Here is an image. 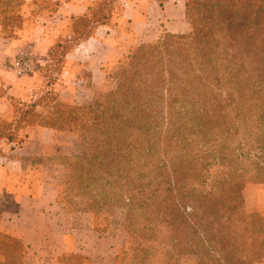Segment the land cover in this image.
<instances>
[{
	"label": "trees",
	"instance_id": "16d2710c",
	"mask_svg": "<svg viewBox=\"0 0 264 264\" xmlns=\"http://www.w3.org/2000/svg\"><path fill=\"white\" fill-rule=\"evenodd\" d=\"M115 2L103 10L110 14ZM184 8L187 34H164L123 55L106 72L114 88L71 108L68 130L83 148L62 158L57 197L70 213L123 212L127 237L114 264L264 257V217L247 213L243 197L246 184H264V0H184ZM73 20L85 28L59 42L47 66L55 50L64 62L109 22ZM16 124L0 120V140L13 142L3 132L16 133ZM0 235L4 248L19 246Z\"/></svg>",
	"mask_w": 264,
	"mask_h": 264
},
{
	"label": "crops",
	"instance_id": "0c3cea01",
	"mask_svg": "<svg viewBox=\"0 0 264 264\" xmlns=\"http://www.w3.org/2000/svg\"><path fill=\"white\" fill-rule=\"evenodd\" d=\"M18 1L20 26L13 32L0 26L2 120L12 115L8 97L24 100L33 95L39 69L49 62L56 45L71 37V21L87 17L99 0H46L51 6L47 11L37 5L39 0ZM118 5L112 25L96 27L90 38L66 55L61 78L73 86L69 90L89 83L87 90L96 92L106 82L103 68L164 34L183 35L189 30L184 0H167L163 6L156 0H119ZM25 49L31 50L34 67L30 74L17 76L9 65ZM18 135L17 143L0 140V234L19 245L16 254L1 245L0 264H114L119 246L110 245L91 226L89 215L67 212L47 177L51 165L44 161L66 149L60 141L65 133L34 126Z\"/></svg>",
	"mask_w": 264,
	"mask_h": 264
},
{
	"label": "rangeland",
	"instance_id": "374dc122",
	"mask_svg": "<svg viewBox=\"0 0 264 264\" xmlns=\"http://www.w3.org/2000/svg\"><path fill=\"white\" fill-rule=\"evenodd\" d=\"M109 1L110 0H99L90 8L89 15L87 16V18H89V25H87V27L90 26V21L93 20V17L97 18L98 16H104L105 19L108 18L109 22L107 26L112 25L114 18L120 12V8L118 5L119 0H115V4H113L114 2L112 3L110 14H107V12L103 10V5H106ZM37 5L44 11L51 8L46 0H39ZM18 11V0H0V26L5 32H13L16 27L20 26L21 21L16 19ZM82 22L83 21L79 22L72 20L69 34H72L75 30L84 29L85 26ZM189 31L190 28L185 34ZM60 54V49L55 50L54 55H56V58L54 63L49 67L47 66L48 62L45 66L39 69L41 77L37 85L38 88L35 89L33 95H29L24 100L16 99L11 96L8 97V107L10 108L12 115L9 118L4 119V121L10 122L14 120L17 122L16 126L18 127V131L13 133L11 128H8L9 131L6 130V128L5 132H3L5 137L14 134L15 139L12 140L13 142H18V133L20 131L31 127L27 126L29 123L47 124L58 128V130L55 131L65 133L66 136L62 137L60 141L66 145V149L64 151L61 150L54 160L49 161L48 164L51 166L48 169L44 166V168H46L48 179L55 184L56 189L57 185L61 184L64 176V169L62 166H59L63 163L62 158L78 154L83 148V141L78 137V134L68 130L74 128L75 125L70 117L72 114L71 112L73 111L71 108L74 106L90 105L99 93H106L114 88V81L112 79H106L105 84L96 92H89V90H87V84L85 83H79V85L75 87V92L69 90V86H73L70 84L68 85L65 80L61 78L64 64L63 60L58 57ZM110 69L111 67L103 68L106 72H109ZM112 71L109 72V75ZM1 90L5 89L2 88ZM70 94H74V96L72 95V100L69 99L71 96ZM70 121H72V123H70ZM243 197L245 203L244 207L247 213H255L264 217V184H246L243 190ZM72 208L74 207L68 205V210L73 211ZM92 217L89 216L91 226L103 237L109 239L110 245L111 243L114 246L118 245L119 249L124 246L127 236L123 228L124 214L121 210H110L107 213L103 212L97 215H92ZM5 242L6 240L0 235V247ZM5 248L7 251L15 254L18 252V247L14 242ZM250 258L253 264H264V257L255 252H250ZM150 264L162 263L160 258L156 256L155 258H151Z\"/></svg>",
	"mask_w": 264,
	"mask_h": 264
},
{
	"label": "built area",
	"instance_id": "2783aa9c",
	"mask_svg": "<svg viewBox=\"0 0 264 264\" xmlns=\"http://www.w3.org/2000/svg\"><path fill=\"white\" fill-rule=\"evenodd\" d=\"M10 66L17 76L30 74L34 67V56L31 50L25 49L22 51Z\"/></svg>",
	"mask_w": 264,
	"mask_h": 264
}]
</instances>
